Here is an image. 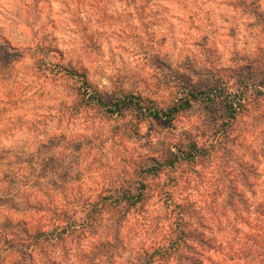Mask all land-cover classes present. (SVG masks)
<instances>
[{"label":"clouds","instance_id":"obj_1","mask_svg":"<svg viewBox=\"0 0 264 264\" xmlns=\"http://www.w3.org/2000/svg\"><path fill=\"white\" fill-rule=\"evenodd\" d=\"M0 264H264V0H0Z\"/></svg>","mask_w":264,"mask_h":264}]
</instances>
